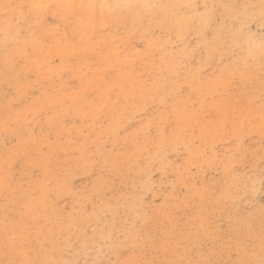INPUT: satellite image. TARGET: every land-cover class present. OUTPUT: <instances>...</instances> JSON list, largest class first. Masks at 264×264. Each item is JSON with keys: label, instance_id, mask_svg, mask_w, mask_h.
Wrapping results in <instances>:
<instances>
[{"label": "rangeland", "instance_id": "1", "mask_svg": "<svg viewBox=\"0 0 264 264\" xmlns=\"http://www.w3.org/2000/svg\"><path fill=\"white\" fill-rule=\"evenodd\" d=\"M262 241L264 0H0V264Z\"/></svg>", "mask_w": 264, "mask_h": 264}, {"label": "snow or ice", "instance_id": "2", "mask_svg": "<svg viewBox=\"0 0 264 264\" xmlns=\"http://www.w3.org/2000/svg\"><path fill=\"white\" fill-rule=\"evenodd\" d=\"M8 7V6H6ZM23 7V6H20ZM32 8L34 9H44L46 7H51L50 5H39V4H35V5H31ZM29 264H31V262H29ZM205 264H214V262L212 261H206ZM237 264H264V241H262L261 243V259L256 262V261H238Z\"/></svg>", "mask_w": 264, "mask_h": 264}]
</instances>
